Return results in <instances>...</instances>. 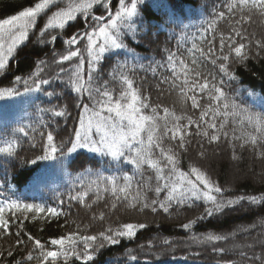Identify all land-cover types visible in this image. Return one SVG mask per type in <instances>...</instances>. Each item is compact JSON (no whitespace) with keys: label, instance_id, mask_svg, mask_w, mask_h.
<instances>
[{"label":"trees","instance_id":"trees-1","mask_svg":"<svg viewBox=\"0 0 264 264\" xmlns=\"http://www.w3.org/2000/svg\"><path fill=\"white\" fill-rule=\"evenodd\" d=\"M38 2L0 0V20L10 19ZM83 2L85 0H56V5L50 6L37 17L35 27L29 30L28 39L17 46L8 59L6 69L0 71V91L13 90L11 96L0 98V148L14 145V155L0 153V207L16 202L46 210L55 208L60 213L58 216H49L47 211L22 213L6 209L3 218L8 221L9 234L0 230V264H39L42 256L34 240L39 239L45 251L59 250V246L51 245V239L69 234H76V250L82 252V236H99L108 228L115 231L126 223H144L147 226L138 229L132 238L120 237L119 243L115 245L105 242L103 249L93 253L95 259L89 264H249L246 260L242 261L239 253L243 250L259 256L264 252V204L251 205L245 200L211 217L204 213L207 202L201 200L173 206L168 213L162 209L156 212L151 208L141 209L140 204L131 208L126 201L117 200L111 191L105 192L104 189L111 188L112 179H115L118 187H122L125 183L123 177L132 176L133 194L139 190L149 202L156 198L162 201L166 193L156 196V174L153 169L145 165L141 176L126 157L115 160L109 155L92 154L84 150L68 151L80 120L92 116V110L98 111L99 108L95 101L88 99L86 92L76 93L67 82L66 73L75 67L78 58L66 61L63 65L55 63V60L67 49L64 41L71 35L87 33L103 22L110 23L120 10L119 0H104L103 4H95L90 12L77 14L76 19L64 29H49V33L57 36L54 42L49 36V42L42 43L38 34L46 27L52 13L60 7L67 8ZM136 2L138 14L133 18L136 32L123 38L126 45L124 49H111L102 55L99 71L95 74L99 79L110 81L113 69L117 65H126L121 70L133 79L134 87L140 90L142 97L147 98L145 102L148 107L142 109L144 114L151 115V108L159 105L157 111L161 116L164 115L163 108L167 107L176 116L184 117L181 124L187 123V117L198 121L201 110L212 103L207 93L197 92L201 108L193 109L191 100L182 98L179 88L170 87L171 81L175 79L171 69L158 68L155 75L145 69L167 64L169 52H175L191 67H196L191 65L194 47L207 50L214 44L218 49L220 34L228 35L236 27L243 38L234 39L246 45L247 59L227 62L235 79H229L218 71L220 61L213 65L197 53L198 70L202 78L207 77L210 82L212 77L216 78V82L223 79L222 87L230 102L247 109L249 114L264 116V14L259 10H245L243 15L250 19L236 24L235 20L241 13L234 11L233 18L229 19L227 5L231 0ZM125 3L129 4L130 0H125ZM220 11L225 12L224 19H217ZM108 12L112 15L105 20L94 19ZM214 20L215 31L210 27ZM121 31L126 29L121 28ZM100 42L103 43L102 40ZM0 43L5 45L6 51L11 40L7 34H2ZM83 44L84 41H81V44L73 46V50L82 49ZM41 60L50 65L42 76L51 83L40 85L39 91H28L22 81L29 80L31 85L29 78L41 66ZM61 69L65 71L61 73L62 79L57 80V73ZM87 71L86 58L85 73ZM161 74L169 77L168 84L160 83ZM176 83L181 82L177 80ZM110 87L114 90V97L118 98V81L111 82ZM53 91L54 95L49 97L47 92ZM85 105L89 112L84 111ZM52 109L65 110L67 114L56 117ZM221 122H225L222 131L228 135L227 138L221 135L218 142H209L208 137L198 134L195 125H192L188 129L191 135L185 136L183 148L177 147L178 139L170 140L167 137L164 146L174 148L181 171L189 172L193 166L200 168L221 188V193H214L219 198L235 200L238 196H264V156L261 155L264 153V141L252 146L245 143L244 139L234 140L233 136L240 137L243 132H253L254 129L247 123L241 128L236 118L231 116L226 120L217 117L218 126ZM21 128L28 133L27 136L20 131ZM212 131L209 130V133ZM48 132L53 133L58 151L54 158L39 159L47 154ZM154 153L159 156L158 149H154ZM34 159L37 161L35 164L31 162ZM81 185L89 192L84 202L69 199L84 190ZM98 194L100 199H97ZM101 214L103 220L99 219ZM200 216L204 218L198 219ZM194 220L196 223L191 229L183 228L184 224ZM242 228L249 230L239 231ZM233 232L235 236L230 235ZM208 234L228 235L229 238L205 243L193 239ZM165 240L170 243L164 244ZM236 244L241 245V248L234 249ZM248 244L254 247L248 249L245 247ZM218 247L225 248V253L213 250ZM29 254L36 259L28 261ZM47 264H83V261L69 254L67 257L61 255L55 261L49 258Z\"/></svg>","mask_w":264,"mask_h":264},{"label":"snow or ice","instance_id":"snow-or-ice-1","mask_svg":"<svg viewBox=\"0 0 264 264\" xmlns=\"http://www.w3.org/2000/svg\"><path fill=\"white\" fill-rule=\"evenodd\" d=\"M104 0H85L80 4H75L70 7H60L59 10L52 13L47 20L46 27L38 34L40 42L56 41L57 36L48 32L49 29H64L66 25L76 19L77 14L90 12L95 4H103ZM120 10L115 13V18L110 23L103 24L98 28L94 27L91 32L84 34L71 35L64 41L68 47L64 53L59 55L55 63L63 65L66 61H71L73 58H78L77 63L73 69L67 71V82L78 94L87 93L88 99L95 101L99 110L93 109V115L85 122L83 119L79 122V130L73 133L74 140L71 143L69 152H75L77 148H86L94 153L102 155H111L113 159L119 160L121 157H126L128 163L134 165L141 176H143V168L147 165L155 171L156 186L154 192L157 197L160 193H166L163 200L152 199L150 202L141 194L139 190L133 194V181L134 177L125 176V181L122 187H118L115 179L111 180V188H105L104 191H111L112 195L117 200L123 199L127 202L128 207L135 208L140 204L141 209L151 208L153 212L160 209L168 213L173 206L181 204H188L194 200L206 201L208 206L204 208L206 216L211 217L224 213L226 209H231L241 202L247 200L251 205L264 204V196L257 197L255 195L245 197L238 196L233 199H221L214 193H221V188L216 186L215 183L198 167H191L189 172H184L179 169L177 154L173 147H165L164 140L167 137L170 140H179L177 147H184L186 135H191L188 129L195 125L198 134L208 137L209 142H218L221 135L227 138L228 133L222 130L225 127V122L217 125V117L231 116L236 118L238 125L243 128L245 123L250 125L253 132H243L242 136H233L234 140L244 139L245 143L256 146L258 142L264 141V116L249 114L247 109H241L235 103L229 101L222 85L224 80L220 79L216 82V78L212 77L210 82L207 77L202 78V73L198 70L199 64L196 59L198 53L200 57L210 60L213 65H218V71L228 76L229 79H235L231 75L230 66L228 61H243L247 59V52L245 51L246 45L244 43H237L234 37H242L241 31L233 27L231 33L225 35L220 34L218 49L214 44H211L207 50L202 47H194L192 51L191 67L183 59L178 57L175 52H169L166 57L167 64H158L157 67H149L146 71H151L153 75L156 74L157 69H171L172 75L175 77L171 81L170 87L179 88L182 98L191 100V107L193 109L201 108L197 92L207 93L209 100L212 102L207 107H204L199 115V120H193L187 117V123L181 124L180 121L184 117L176 116L169 108L164 107L161 116L157 111V107L151 108V115L144 114L142 109L147 108L148 104L145 102L147 98L142 97L140 90L134 87V81L125 74L121 68L127 67L126 65H117L113 69L110 81L99 79L95 74L99 71V62L103 54L109 52L111 49H124V37L129 33H135L136 27L133 20L138 14L136 0H130L129 4L125 0H119ZM56 5V0H39L35 3L34 7H27L25 10L19 12L18 15H13L10 19L0 20V35L7 34L11 43L7 46L0 43V71L5 70L7 67L8 59L16 50L17 46L26 41L29 36V30L35 27L37 17L45 12L50 6ZM229 19H232V13L238 11L241 13L239 18L235 20L236 24L250 19L243 15L244 11L251 12L259 10L264 14V0H231L227 5ZM111 16L112 14L109 13ZM225 12L220 11L217 14V19H224ZM95 20L100 21L102 16H95ZM216 21L212 22L213 31ZM121 28L126 29L122 32ZM46 33L48 36H46ZM243 38V37H242ZM103 41L101 43L100 41ZM84 41L82 49L77 48L73 50V46L81 44ZM227 49V51H225ZM88 62V71L85 73V59ZM38 70L29 79L32 81L29 85V80H23L26 90L31 91L35 89L40 90V85H50V81L43 78L42 73L50 67V65L41 60ZM143 67V66H141ZM65 70L61 69L57 73V80H61ZM179 80L181 83L177 84ZM120 87L118 98L114 97V90L110 87L111 82H117ZM18 82L20 79L18 78ZM161 84H168L169 77L161 74ZM219 85V86H218ZM189 93H192L189 96ZM12 89H4L0 91V98L5 95L11 96ZM49 97L54 95L53 92H47ZM56 117H63L67 113L65 110H51ZM84 111L89 112L87 105L84 106ZM107 113V115H105ZM209 118V119H206ZM163 123H160V122ZM203 125V127H202ZM209 130H213L211 134ZM24 132V129H20ZM102 133L100 139H96L94 133ZM111 133V134H109ZM27 136L28 133L24 132ZM41 135H44L43 133ZM47 141V154L39 157V159L54 158V154L58 151V146L55 143V137L52 132L46 134ZM154 149L159 150V156L154 153ZM0 153H6L9 156L14 155V145L9 144L4 148H0ZM203 155V153H201ZM264 156V153H261ZM35 164L37 161H31ZM167 169V172H166ZM192 177H195L193 179ZM151 180V177L148 178ZM147 184V181H146ZM202 185V187H201ZM84 189L76 195L70 196L69 199L84 202L88 197V189L81 185ZM129 196L131 199L129 200ZM97 199H100L99 194ZM115 207V204L112 205ZM15 210L18 212H48L49 216H58L60 213L55 208L45 209L40 206L31 204H20L12 202L0 207V230L5 234H9L8 221L3 218L5 210ZM204 216L198 217L203 219ZM99 219L103 220L104 216L101 214ZM196 221L186 223L183 225L184 229H191ZM147 225L144 223H126L118 230L108 228L106 232H102L99 236L84 235L80 239L83 242V251L77 252L76 234H69L66 237L51 239L50 243L53 246H59V250L45 251L44 245L39 239H35L34 243L40 250L42 260L39 264H47L49 258L55 261L61 255L67 257L69 254L76 256L83 261V264H89L94 261V252L105 247V242L110 244L119 243L120 237L132 238L136 235L138 229H143ZM248 228L239 229V231L247 232ZM235 232L230 235L235 236ZM19 236V233L16 234ZM228 235H213L208 234L203 238L193 237L194 240L205 243L212 241H225L228 240ZM31 240L32 237H29ZM23 243V241H18ZM168 240L164 244H169ZM248 249L254 247L253 244L245 246ZM241 245H234V249H240ZM218 253H225L226 249L223 247L214 248ZM242 261L246 260L249 264H264V252L257 256L254 252L249 254L247 251H240ZM34 258L31 254L27 256L28 261H33ZM136 259L135 256L132 257ZM187 259V258H186Z\"/></svg>","mask_w":264,"mask_h":264},{"label":"rangeland","instance_id":"rangeland-1","mask_svg":"<svg viewBox=\"0 0 264 264\" xmlns=\"http://www.w3.org/2000/svg\"><path fill=\"white\" fill-rule=\"evenodd\" d=\"M102 20H103V19H102ZM103 23H104V22H103ZM103 23H102V24H103ZM102 24H101V25H102ZM101 25H100V26H101ZM98 27H99V26H96V28H98ZM91 31H92V30L90 29L89 32H91ZM89 118H90L89 116H86V118H85L84 121L87 122V120H88ZM78 130H79V129H78ZM109 134H111V133H109ZM101 135H102V133H99V132L94 133V136H95L96 139H100V136H101ZM77 150L88 151V152H90V153H92V154L94 153V152H92V151H90L89 149H86V148H77ZM97 154H99V153H97ZM109 156L112 157L111 155H109Z\"/></svg>","mask_w":264,"mask_h":264}]
</instances>
